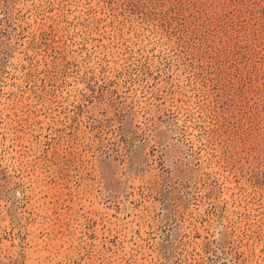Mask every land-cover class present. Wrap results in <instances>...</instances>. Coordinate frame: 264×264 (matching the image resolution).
<instances>
[{
    "label": "rangeland",
    "instance_id": "1",
    "mask_svg": "<svg viewBox=\"0 0 264 264\" xmlns=\"http://www.w3.org/2000/svg\"><path fill=\"white\" fill-rule=\"evenodd\" d=\"M0 264H264V0H0Z\"/></svg>",
    "mask_w": 264,
    "mask_h": 264
}]
</instances>
